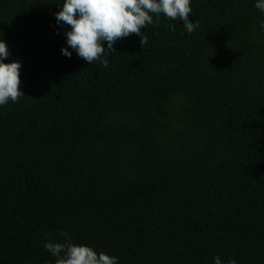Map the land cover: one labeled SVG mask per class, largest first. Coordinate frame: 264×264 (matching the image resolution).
<instances>
[{
	"label": "trees",
	"instance_id": "16d2710c",
	"mask_svg": "<svg viewBox=\"0 0 264 264\" xmlns=\"http://www.w3.org/2000/svg\"><path fill=\"white\" fill-rule=\"evenodd\" d=\"M189 7L191 32L150 13L89 64L61 53L56 0H0L24 92L0 105V264H54L44 242L67 239L118 264H264V15Z\"/></svg>",
	"mask_w": 264,
	"mask_h": 264
},
{
	"label": "clouds",
	"instance_id": "9594fccd",
	"mask_svg": "<svg viewBox=\"0 0 264 264\" xmlns=\"http://www.w3.org/2000/svg\"><path fill=\"white\" fill-rule=\"evenodd\" d=\"M56 3L58 10L53 13L56 23L69 26L63 31L65 44L61 45V53L71 56L74 50L89 64L102 59L106 49H113L117 38L130 33L141 37V26L153 22L150 13L157 14V20L161 15L168 21L178 20L185 32H191L195 27V21L186 19L192 12L190 0H56ZM253 6L264 15V0H253ZM258 23L264 31V19ZM8 56V45L0 36V105L24 94L18 87L21 62L5 60ZM103 62L107 63L106 60ZM43 246L55 257L54 264H118L115 257L103 251L97 253L91 245L71 239L64 242L49 240ZM212 261L213 264H238L235 259L224 260L219 254L214 255Z\"/></svg>",
	"mask_w": 264,
	"mask_h": 264
}]
</instances>
